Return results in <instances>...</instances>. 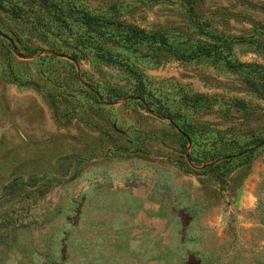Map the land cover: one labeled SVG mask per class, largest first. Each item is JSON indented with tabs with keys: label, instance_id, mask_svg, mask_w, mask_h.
Instances as JSON below:
<instances>
[{
	"label": "rangeland",
	"instance_id": "374dc122",
	"mask_svg": "<svg viewBox=\"0 0 264 264\" xmlns=\"http://www.w3.org/2000/svg\"><path fill=\"white\" fill-rule=\"evenodd\" d=\"M74 1L210 53L0 27V264H264V0Z\"/></svg>",
	"mask_w": 264,
	"mask_h": 264
},
{
	"label": "trees",
	"instance_id": "16d2710c",
	"mask_svg": "<svg viewBox=\"0 0 264 264\" xmlns=\"http://www.w3.org/2000/svg\"><path fill=\"white\" fill-rule=\"evenodd\" d=\"M197 1L179 0V3L190 11ZM109 2L110 5L106 8L91 10L74 0H0V27L4 28L16 43L28 46L30 37L23 36L18 29L26 23L28 27L36 28L46 41L70 43L75 57L91 54L104 61L110 60L112 54L118 53L115 48L140 53L148 61L156 63L172 57L185 59L199 53H210L209 46L189 51L175 48L167 29H145L119 19L120 17L111 10L116 2ZM134 80L132 92L141 96V77L137 75ZM250 86L256 89L255 86Z\"/></svg>",
	"mask_w": 264,
	"mask_h": 264
}]
</instances>
